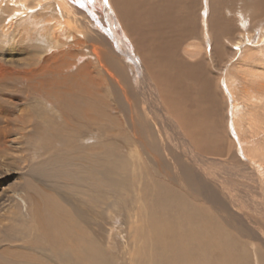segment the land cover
Wrapping results in <instances>:
<instances>
[{
  "label": "bare ground",
  "instance_id": "obj_1",
  "mask_svg": "<svg viewBox=\"0 0 264 264\" xmlns=\"http://www.w3.org/2000/svg\"><path fill=\"white\" fill-rule=\"evenodd\" d=\"M109 2L112 4V13L115 14L123 26L126 36L134 43L136 53L144 66L162 81L164 86L169 85L170 87L172 85L174 88L171 87L167 92V96L171 102L170 110H173L179 117L181 125L192 136L196 144H202L200 143L201 141L197 140V136L203 134L204 130L209 129L211 126L208 127L207 124L200 123L202 116L205 117V120L210 118L209 109L208 107L205 108L204 100L207 99L208 101L211 98V101H218L220 99L218 90L212 86L208 79H203L202 76L195 77V84H190L188 83V78L185 76L176 78L174 75L169 74V72L175 69L182 67L188 69L190 67H186L184 60L180 59L178 52L179 47L188 36L190 34L191 36L194 35L191 17H193L197 1L110 0ZM203 2L205 5V0ZM232 2V0H226L222 5V0H209L212 12L210 13L211 17H208L207 28H209L212 34V39H214L213 33L215 31L217 34L222 32L226 34L230 29L227 27L228 19L225 18L226 20H223L221 19L223 16H215L216 8L213 10V7H217V12H224V8L230 11L229 7L230 4H233ZM40 11L47 13V15L38 14ZM78 16V11L71 7L67 0H0V152L14 154V151H16L14 148V145H16L15 139L11 138V131L14 130L12 127L17 128L16 130L21 131L22 134L26 133L28 129H32L33 131L40 129L39 125H35V118H38L41 112H39L40 110L37 111L34 105L36 104L37 107L40 105L38 100L42 96L43 100H45L44 107L49 108L52 113L46 114L44 112L45 116L41 115L43 120L49 128L54 126L59 131L63 129L65 135L66 130H69L70 134H68L67 140L70 142L73 141V138L75 139L74 142L78 146V154L75 155V160H68V162L72 167H76L79 170V174L83 175L76 176L67 173L66 178L71 183H66V186H70L71 189L73 188L71 191H73L72 193L75 197L69 193L64 198V204H61L60 200L59 202L54 200V198L52 199L54 201L52 203L51 198L48 200L42 199L35 192H28L26 189L22 190L21 197L17 193L20 200L14 202L12 198L10 199L12 200L11 202L17 203V205L21 201L23 202L22 204L28 206V215L19 213L21 220L29 218L39 223L38 226L40 225V231L44 233L45 240L35 238L36 240L26 243L18 240L21 242V245L7 247L4 252L9 253L10 260L7 261L8 264H38L41 262L40 258L44 260V264H77L76 262L78 264H114L115 260L113 258L110 260L108 256H103L102 250H100L92 234L87 235L84 225L89 227L93 219L98 228H102L103 217L107 213L105 210L109 211L113 206L117 211L125 210L126 205L121 197L123 192L129 196L137 195V200L139 197L146 199L153 196L158 201L159 207L158 205L151 204L156 208V213L149 216L148 225L151 226L152 231L145 236L146 239L152 237L154 247H152L151 254L159 255L163 259L160 264L243 263L241 259L243 257H245V260L248 259L247 254L242 257V255L236 252V242L233 236H231L232 233L229 234L225 228L218 224L209 208L197 205L195 204L196 202L189 200L186 197L187 189L185 190L184 187L183 191H176V189L169 186L170 182L176 183L179 177L170 176L169 181L168 179L163 181L162 173L165 166L162 165L164 162L161 159L158 160L159 163L157 162V165L160 167L159 170H156L157 172H153L148 165H144V168L135 165L137 163L131 165V173H129L131 177L128 175L129 178L126 180L132 181L131 185H133L134 179L140 180L141 183L140 185L134 184L129 189L123 187V178L126 177L124 174L127 171L129 172L126 165L128 163L126 157L128 158V155L132 157L134 155L133 152L136 151L139 144L146 147L148 144L144 143L143 139H141L142 135L137 128L138 125L136 126L132 117L130 122H128L125 117L119 116V112L121 111L119 107L111 105L110 112L108 111L109 108L108 110L106 108L107 111L105 112L109 113L104 114L103 99L108 98L104 90L107 89V92L111 94V88L116 85L121 89L126 101L132 106L130 102L132 90L130 87L126 88L130 85V81L127 78L128 76L126 77L122 65L114 55L113 50L110 52L109 48H107V52H105L101 47L95 45L91 50L87 48L86 43L92 41L87 35L90 23H87L88 26H84L78 20ZM58 20L60 21L59 23L56 22ZM210 25H212V28H210ZM15 35L17 37L19 35L20 48L14 44L15 46H12L11 52L7 53L3 45L6 44L7 38L12 36L14 39ZM94 41L105 42L101 38L100 40L94 38ZM113 42L116 44V41ZM25 43L27 46H25ZM117 47V51L123 49V47L121 49L119 43H117ZM214 50L216 51V48ZM6 53L9 55H6ZM33 55L34 57L37 56L38 60L36 59L35 61L32 58ZM124 55L127 56V53ZM14 57H17V61ZM129 58L131 59L130 56ZM129 58L126 57V59ZM198 65L196 69L202 68V63ZM120 76H125L124 80L126 83H122L118 79ZM225 86L228 87V84H225ZM23 88H25V92L22 90ZM178 91L180 92L178 93ZM175 97L179 98V103L176 105H174ZM190 98H193L194 103L189 102ZM23 104L27 107H23ZM107 104L109 103L107 102ZM24 108H29L31 114H15L17 119H12L13 113L17 112L18 114V111H26ZM237 109L238 106L233 108L236 111ZM105 115L107 119L104 121ZM58 120H61L63 124ZM131 124L133 125L134 135L126 134V126H130ZM117 130H123L120 139H118L119 131ZM45 135L47 136L46 133ZM58 136L59 138H63L61 135ZM89 138L96 140V142L99 140L97 145L93 146V150L102 148L103 152H100L101 156H96L94 159L87 158L86 162V155L89 156L90 154L87 151L92 147L84 145L81 140ZM209 145L210 147L205 145L207 149L202 148L200 151L212 153V143L210 142ZM219 152L221 151L219 150ZM134 160L136 159L132 158L131 162ZM110 163L124 165L121 173H117L119 174V178L116 180L111 175L115 170L110 168H106L105 170L103 166L104 172L99 169L100 165L105 166V164ZM256 164H258L257 167L260 171L262 167L261 163L256 162ZM2 165L4 166L5 164ZM140 170H144L149 178L153 177L152 179L155 181L152 188L150 183L142 177L145 173L137 172ZM7 173L0 166V182L7 177ZM186 173H184L186 177L183 175L182 180L189 187L188 194H194L193 196L200 195L204 189L201 183L205 181H202L201 177H198V174L194 175L192 173L189 176V173L188 175ZM49 178L47 177L48 181L55 184V180L53 178H50L52 179L50 180ZM106 181L110 183L115 182L114 185L116 187H108ZM149 181L151 182L152 180ZM19 184L20 182L16 183L18 186ZM118 185L123 188L118 189ZM126 185L129 184L127 183ZM203 185L205 186V184ZM47 187L45 186L46 191L49 189ZM27 188L30 190L29 186ZM88 191H92V194L89 196L91 204L87 206L84 195L89 194ZM53 193L56 192L54 191ZM108 193L112 194L113 202L105 198V195ZM1 194L0 232H6L9 226L5 221H9L10 217L2 212L10 202L9 198L3 197ZM44 195H47V193ZM56 195L57 193L53 194V196ZM14 203L12 207H15ZM18 206L20 207V205ZM151 207L153 208V206ZM151 207L149 206V209ZM169 212L172 214L171 216H169ZM11 218L13 219V216ZM136 220L139 223V219ZM136 222L131 220L129 228L134 229L133 226H136ZM143 222L145 223V221ZM136 237H138V233L132 236V243L135 242ZM119 238L121 240L123 238L126 239L122 235ZM127 238L130 239V236ZM121 240L119 241L126 246V242ZM142 240L147 243L146 240ZM145 242H142L144 246L146 245ZM107 243L109 244V242ZM119 253L116 252V254ZM145 253L146 251L137 249L133 252L128 250L125 252V255L129 264H146L141 261L143 257L135 259L139 254L145 256ZM254 254L256 257L255 261H258L259 253L254 251ZM145 261L147 262V258ZM149 264L156 263L152 261Z\"/></svg>",
  "mask_w": 264,
  "mask_h": 264
},
{
  "label": "rangeland",
  "instance_id": "obj_2",
  "mask_svg": "<svg viewBox=\"0 0 264 264\" xmlns=\"http://www.w3.org/2000/svg\"><path fill=\"white\" fill-rule=\"evenodd\" d=\"M67 1L71 7L78 11V20L80 23H83L84 26H88L87 23H90L87 35L92 41L86 43L87 48L91 50L95 45L101 47L105 52H107V48H109L110 52L113 50L114 55L122 65L126 77L128 76L127 78L130 81V85L126 88L130 87L132 90V95L130 97L132 106L126 101L121 89L117 85L111 88V94L105 89L104 93L107 94L105 95L108 98L103 99L104 114L110 112L111 105H113V107H119V109H121L119 116L122 118L125 117L128 122H130L132 117L136 126L138 125L137 128L142 135L141 139H143L144 143L148 144L146 147L138 143L139 146H137L136 151L133 152L134 155H132V157L128 155V158L126 157L128 162L126 165L129 172L127 171V173L124 174L126 177L123 178V187L129 189V187L134 186V184L140 185L141 183L140 180L134 179L133 185H131L132 181L126 180L129 178V173H131V165L137 163L135 165L142 166L143 168L144 165H148L154 172L159 170L160 167L157 165V162L161 159V161L164 162L162 165L165 166L163 167L162 173L163 181L167 179L169 181L170 176L179 177L176 183L170 182L169 186L176 189V191H183V187L185 190L187 189L186 197L189 200L196 202L195 204L197 205L209 208V211L214 214L218 224L225 228L229 234L232 233L231 236H233L236 242V252L242 255V257L247 254L248 257V259H246L248 260L247 262L245 257H243V259H241L243 263H240L264 264V0H232L233 4H230V11L224 8V12H217V7H213V10L216 8L215 16L220 15V17L223 16L221 19H228V22L226 21L228 23L227 27L228 29L230 28L229 32H226V34L225 32L217 34L215 31L213 33L214 39H212V34L209 28H207L208 20L211 17L210 13L212 12L209 0H205V5L203 0H196L197 4L194 7L193 13L194 24L193 17H191L194 35L191 36L190 34L188 36L179 47L178 52L180 59L184 60L186 67L190 66L188 68L189 70L182 67L169 72V74L174 75L176 78L185 76L188 78V83L190 84H195V77L202 76L203 79H208L212 86L218 90L220 95L218 101H211L210 97L208 101L207 99L204 100V106L205 108L208 107L210 118L205 120V117L202 116L200 123L207 124L208 127L211 126L209 129L207 128L204 130V133L200 134L201 136H197V140L202 143L199 145L196 144L192 136L185 131L179 117L169 108L171 102L167 96V92L171 89L172 85H170V87L169 85L164 86V83L144 66L136 53L134 43L126 36L123 26L120 24L115 14L112 13V4L109 2L110 0ZM225 1L226 0H222L221 4L223 5ZM40 13L44 14V16L45 14L47 15V13H43V11L38 12V14ZM56 22L59 23L60 21L58 20ZM210 28H212V25H210ZM18 37L15 35L14 39L12 36L6 39V44L3 46L7 53L11 52L12 46L17 45L18 48H20V38ZM94 38H98L99 40L101 38L105 40V42H93ZM113 41H116V44ZM26 43L28 44V42ZM26 43L25 46H27ZM117 43H119L121 49L123 47L121 51L116 50L118 49V47L116 48ZM214 48H216L217 52ZM7 53L6 55H9ZM125 53H127V56L124 55ZM126 57L129 59H126ZM14 58L17 61V57ZM32 58L35 61L36 59L38 60L37 56L34 57L33 55ZM199 63H202V68L196 69ZM118 79L121 80L122 83H126L124 80L125 76H120ZM225 84H228V87H226ZM22 90L24 92L26 91L25 88ZM174 91L177 93L176 90ZM179 92L180 91H178V93ZM38 101L40 105L37 107L35 104L34 107L37 111L40 110L39 112H41L40 114L43 117L45 113H51L49 108L44 107L45 100H43L42 96ZM174 101V105H176L179 103V98L175 97ZM107 102L109 104H107ZM189 102L194 103L193 98H190ZM107 105L109 106L107 107ZM236 106H238L237 111L233 110ZM23 107L27 106L23 104ZM106 108L107 110L109 108V112H105L107 111ZM24 109H26V111L24 110L25 112L21 110L18 111V114L16 112L10 116L12 119H17L16 115L31 114L29 108ZM44 109L45 111H43ZM41 115L35 118V125L37 124L40 126V129L36 131L28 129V133L24 132L22 134L21 131L16 130L17 128L12 127L14 130L11 131V138L15 139L16 143V145H14L16 149L14 154L0 152V158H2L0 159L1 169L8 172L7 177L0 182V194L2 193L3 195L1 194V196L9 198L10 202L2 212L10 217L9 221H5L10 229L8 228L9 231L7 230L6 232H0V264H8L7 261L10 260L9 253L4 252L7 247H11V245H21V242H32L36 239L45 240L44 233L40 231V225L38 226L39 223L29 218L27 220H21L19 213L21 212L24 215H28V206H25L22 204L23 202L20 201V203H18V205H20L19 207L17 203L14 202L20 200L19 196L22 190L26 189L28 192H35V194H38L42 199L48 200L51 198L52 203L54 202L52 200L54 198V200L58 202L60 200V203L64 204V198L67 197L69 193L75 197L72 193L73 191H71L73 188L71 189L70 186H66V183H71V181L66 178L67 173L83 176L79 174L80 172L76 167H72L68 162V160H75V155L78 154V146L75 145V139L73 138V141L70 142L67 140L68 134H70L69 130H66L65 135L63 129L59 131L56 129L57 127H47ZM106 117L105 115L104 121L107 119ZM58 121L60 122L61 120ZM60 123L63 124L62 121ZM126 129V134L132 135L134 133L132 124L126 126ZM119 132L118 139L122 137L121 133H123V130ZM58 135L63 136V138H59ZM89 139L81 140L84 145L90 146V148L92 147L87 151V153L90 154L89 156L86 155L85 161L87 158L94 159L96 156H101L100 152H103L102 148L93 150V146L95 144L97 145L99 140L96 142V140ZM210 142L212 143L213 152H201L200 149H207L206 146L210 147ZM219 150L221 152H219ZM132 158L136 159L132 161L133 163L131 162ZM256 162L262 165L260 171ZM2 164L5 165L3 166ZM102 166L105 170L106 168L115 170L111 175L116 180L119 178V174L117 173H121V169H123L124 165H120L119 163L105 164V166L100 165V171L104 172L105 170ZM141 170L137 172H143L144 174L145 171ZM184 173L187 175L189 173V176L192 173H194V175L198 174V177H201L202 181H205L201 183L204 189L200 195L193 196L194 194H188L189 187H187L185 181L182 180ZM145 174L142 175V177L150 183L152 188L155 180L152 179L153 177L149 178L147 174ZM47 177L53 178L55 184L49 182ZM149 180L152 181L150 182ZM17 182H20L19 186L16 185ZM114 183L115 182L110 183L106 181L107 186L110 188L116 187ZM127 183L129 185H126ZM203 184H205V186ZM28 186L30 190H28ZM45 186H48L47 188L50 190L47 189L46 191ZM118 187V189L123 188L119 185ZM51 191H55L57 195L53 196V194L56 193ZM48 192L50 193L48 194ZM17 193H19V196ZM45 193H47V195H44ZM91 194L92 191L86 196L84 195L87 206L91 204V202H89V196ZM106 195V199H110L112 202L114 201L111 193ZM126 195L127 194L123 192L121 196L122 201L127 206H125V210L117 211L116 208H113L114 206L112 207L113 209L111 208L109 211L105 210L107 213L104 214L102 228H98L93 219L89 227L84 225V228L87 230V235L92 234L100 250H102L103 256H108L110 260L113 258L116 262H114V264H129L125 252L128 250L133 252L137 249L146 251L145 256L148 255L146 257L147 262L143 254H139L135 259L143 257L141 261L146 264L152 261L156 264L162 263L163 259H161L159 255L151 254L152 247H154L152 237L146 239L145 236L152 231L151 226L148 225V220L150 218L149 216L156 213L154 205H158L159 207L158 201L153 196L150 198L147 197L146 199L139 197L137 200V195H130L132 199L129 195ZM11 198L14 202H11ZM133 200L136 202L133 203ZM13 203L15 207H12ZM149 206H153V208H150L151 212ZM128 207H130L131 210H129L130 208ZM96 213L98 214V212ZM171 215L172 214L169 212V216ZM12 216L13 219L11 218ZM136 219H139V223L136 222ZM131 220L136 222V226H133L135 230L129 228ZM143 221H145V223ZM30 224L32 227H30ZM135 233H138V237H136L135 242L132 243V236ZM120 234L126 238H123L124 242H126V246L119 241L121 240V238H119L121 237ZM116 235H118V237H116ZM128 236H130V239L127 238ZM142 239L146 240L148 244ZM18 240H21V242ZM107 242H109V244ZM142 242H145L146 245L144 246ZM118 248H120L119 251ZM254 251L259 253L258 261H255L256 257ZM116 252H120L119 254L122 256L116 254ZM40 261L41 262L38 264L45 263L41 258ZM76 263L78 264V262Z\"/></svg>",
  "mask_w": 264,
  "mask_h": 264
}]
</instances>
